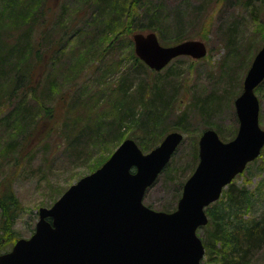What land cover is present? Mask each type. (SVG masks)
I'll use <instances>...</instances> for the list:
<instances>
[{
	"label": "rangeland",
	"instance_id": "374dc122",
	"mask_svg": "<svg viewBox=\"0 0 264 264\" xmlns=\"http://www.w3.org/2000/svg\"><path fill=\"white\" fill-rule=\"evenodd\" d=\"M18 1L26 4L27 15L30 10L35 12L45 5V0ZM47 1L56 5L55 24L46 28V22L40 17L39 24L28 33L27 41L20 37L24 26L13 27L15 23L20 24L19 19L5 10L0 18V193L11 189L21 205L13 225L14 239L29 237L38 218V209L50 206L124 138L130 137L137 144L144 141L140 126L130 118L121 119L119 126L117 105L127 98L117 88L120 82L117 79L123 73L120 71L130 70V54L125 41H121L119 47L108 46L110 35H105L108 29L102 20L108 12L107 2ZM123 1L129 0H118L116 6ZM145 3L156 6L161 12L157 19L146 22L161 31L160 34L154 28L163 45L175 44L173 37L179 35L185 37L184 40H202L207 48L201 58L180 55L160 71L132 73L127 81H121L123 87L128 86V105L139 98L142 78L149 84V88L144 87V94L150 101L153 90L163 89L167 103L152 114L157 116L156 128L167 130L162 138L174 130L183 134L165 170L158 174L143 196L144 204L152 209L172 211L185 179L198 162V138L202 129L213 128L223 141L236 134L238 119L234 99L242 91L246 71L264 42V22L256 20L262 13L251 12V5L247 6L244 0H145ZM57 16L59 19L63 16V20L56 22ZM27 18L22 20L28 22ZM69 21L72 35L49 62L46 57L50 51H46V47L55 44L63 24L68 25ZM139 28L144 29L131 30L130 35L149 31L145 25ZM39 29L44 37H39ZM37 47L45 52L44 58L40 59V65L33 66L32 51ZM30 64L42 71L34 76L40 77L34 82L37 96L32 94L33 98L26 93L20 105L23 88L17 89L18 97L15 93L10 96V88L18 70H21L18 74L21 77ZM98 69L106 70L104 77ZM108 70H112L111 73L108 74ZM69 84L70 107L64 106V101L61 105L59 98ZM255 94L259 100V125L264 129V83L255 88ZM153 102V105H160L154 99ZM13 107L16 108L11 109ZM46 107L51 108L52 115L45 114ZM17 110H24L26 114H17ZM29 115H33L31 123ZM116 122L119 129L114 127ZM125 123L132 127L128 128ZM131 132L135 134L132 137L129 136ZM120 135L123 136L118 140ZM140 148L143 152L151 149ZM234 180L238 184L246 182L251 190L264 197V156L259 155L249 162ZM261 209H264V200L260 198L250 213ZM11 245H4L0 252L9 250ZM250 264H264V245L255 252Z\"/></svg>",
	"mask_w": 264,
	"mask_h": 264
},
{
	"label": "water",
	"instance_id": "95a60500",
	"mask_svg": "<svg viewBox=\"0 0 264 264\" xmlns=\"http://www.w3.org/2000/svg\"><path fill=\"white\" fill-rule=\"evenodd\" d=\"M132 41L135 55L155 71L177 56L198 59L207 53L202 40L163 45L153 31L134 32ZM263 79L264 42L234 99L235 136L223 141L213 128L201 132L198 162L184 181L174 210H154L143 203V196L183 134L170 131L147 152L127 137L50 206L40 207L34 231L1 252L0 264H203L205 247L197 229L208 221L205 207L264 146L255 94Z\"/></svg>",
	"mask_w": 264,
	"mask_h": 264
},
{
	"label": "trees",
	"instance_id": "16d2710c",
	"mask_svg": "<svg viewBox=\"0 0 264 264\" xmlns=\"http://www.w3.org/2000/svg\"><path fill=\"white\" fill-rule=\"evenodd\" d=\"M102 1L107 2L108 7V12L106 15L108 17L105 16L102 19L103 22H105V24L107 25L108 29V32H106L105 35H110L108 46L113 47L114 45H116V47H119V43L121 41H125L128 43L126 47H129L130 70L125 68L124 70L120 71L123 73L119 74L117 79V81H120L117 88L122 92V95L128 99V95L126 93L128 86L123 87L121 81H127V77L132 73L135 75L142 73L150 74L152 72H156L149 69L134 54V51L131 48V37L133 34L132 33L130 35L131 30H143L144 28L139 27L145 25V28L149 31H154V28H156V30H158L161 34V31L157 27L151 26L146 22V20L152 21L157 19L161 12L158 8H156V6L150 7V3L146 4L145 0H129L127 3L126 1H123L122 4L119 3L118 6H116L118 0H115L112 3L110 2V0H101V2ZM244 1L245 3H247V6L248 4L251 5V12L255 13V11L257 10L258 13H262L260 18L256 16V20L264 22V0ZM0 9L2 10L0 11V18L2 17V14L4 12L3 10H5L9 15L20 20V24L15 23L13 27L18 25L24 26L22 27L20 37L25 39V41L29 39L30 36L28 35V33L31 32L32 27L34 28L39 24L40 17L43 18V21L46 22V24L44 25L46 28H49L54 23L56 17L55 3H49L47 0H45V5L43 7L39 8L35 12H31L30 10L28 15L26 14V4H22L18 0H0ZM25 16H28V22L22 20L25 18ZM62 17L63 16H61V19H59L57 16L56 22L63 20ZM122 17L123 20H121ZM113 21H115L114 24ZM69 22L70 24L68 25L63 24V30L61 31L57 39H55V44L53 46L46 47V51H50V53L46 57V60L49 61L54 59L57 51H59L64 46V42L66 41V39L70 35H72V23L71 21ZM117 24H120V27L118 29ZM38 34L40 38L44 37L43 31L40 29L38 31ZM183 38L185 37L174 35L172 42L177 43L184 40ZM163 41L168 44L167 40L163 39ZM44 53L40 52V49L38 47L33 49L32 56L35 59L33 66H36V63L40 65V59H42ZM22 55L24 54L22 53ZM108 63L111 64L110 61H108ZM33 66L30 64L29 67L24 71V73L22 74V76L24 77L18 76V74L20 75L19 72H21V70H18L16 78L13 82V87L10 88V96L15 93L16 97H18V92H16L17 89L23 88L18 101V103L20 102V105H23L22 103L24 99L22 100L21 98H24V95L26 93H29L30 96H33L36 93L34 82L36 80L39 81L40 77L39 75L38 78H35L34 76H36V74L38 73H41L42 71L39 72V70L37 68L34 69ZM98 70L100 71L101 76L104 77V73H106V70ZM126 70H128V72H126ZM111 71L112 70H108L107 73L109 74L111 73ZM261 83H264V79ZM69 87L70 84L67 87L65 86L66 91L62 92L59 98H61V105L64 101V106L68 104V106L70 107L68 98L70 97L71 99L72 94H70V96H68L67 94ZM144 87L149 88V84L148 82L145 83L142 78L139 80V98L129 105L127 99L125 101L121 100L122 102H118L117 109H119V126L122 124V121L126 117L130 118L134 123H137L140 126L139 128H141L139 130L142 131L141 137L144 139L143 143L140 141V143L138 142V145H140V147L142 148L150 149L161 140L163 133L167 131H160V129L158 130L156 128L158 127L156 124L157 116L152 115L154 111L159 110L160 108H162L163 104L167 103V98H164V95L162 94L163 89L157 88V90H153L152 95L154 101H157V103L160 105H153V99L152 101H150L149 97L144 94ZM34 97L35 96H33V98ZM54 103L55 104L53 105H56V101ZM125 105H128V107H125ZM151 106L153 108H151ZM15 108L16 107H13L11 109ZM50 110L51 108L46 107L44 110L45 114H48ZM19 113L26 114L24 110H17V114ZM14 114H16V110ZM28 118L30 121L29 123H31V121L33 120V115H29ZM125 124L128 128L132 127L128 123ZM84 127H82V129ZM114 127H118L117 122L114 123ZM107 129L108 130L106 131L109 132L111 127L110 129ZM133 133L134 132H131L129 136H134L135 134ZM123 134L126 135V132L123 131ZM122 136L123 135H120L118 137V140L122 138ZM110 152L103 156L102 159L93 163L91 170L97 168L109 156ZM196 155L197 154L195 149V157ZM260 155L264 156V146L261 150ZM260 198L264 200V197H261V193H257L254 190H251L246 182L238 184L233 179L222 190L220 197L216 201L205 207L208 221L205 225L201 226L197 230L200 232L199 236L201 237L205 247V256L203 260L204 264H250V261L255 252L264 245V209H261L259 212L254 211L253 214L250 213V211L254 210L256 204H259ZM20 212V202L11 189H6L3 193H0V248H3L4 245H7L8 243L13 245V243L17 239H14L16 236L13 233V225ZM2 240L3 242H1Z\"/></svg>",
	"mask_w": 264,
	"mask_h": 264
}]
</instances>
